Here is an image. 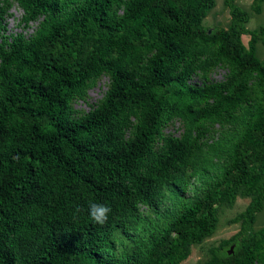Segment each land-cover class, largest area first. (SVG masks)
Listing matches in <instances>:
<instances>
[{"label": "trees", "instance_id": "obj_1", "mask_svg": "<svg viewBox=\"0 0 264 264\" xmlns=\"http://www.w3.org/2000/svg\"><path fill=\"white\" fill-rule=\"evenodd\" d=\"M14 1L25 26L39 23L28 37L6 35L12 0H0V264H181L240 194L250 197L233 218L240 228L205 264H264V226L253 229L264 209V26L247 47L252 12L226 0L229 26L209 31L215 0ZM251 7L261 13L264 0ZM219 65L225 79L209 82ZM103 74L104 96L80 112L74 101ZM196 74L202 84L190 82ZM175 119L183 131L166 133ZM231 121L241 133L221 187L186 204L143 251L132 240L133 252L118 253L146 224L140 204L155 211L166 191L188 196L209 126ZM89 201L111 207L106 224L90 220Z\"/></svg>", "mask_w": 264, "mask_h": 264}, {"label": "rangeland", "instance_id": "obj_2", "mask_svg": "<svg viewBox=\"0 0 264 264\" xmlns=\"http://www.w3.org/2000/svg\"><path fill=\"white\" fill-rule=\"evenodd\" d=\"M253 0H234L235 3L249 9L252 14L246 23V32L243 35V42L248 47L250 38V30H260L264 26V10L261 13L253 11L251 4ZM23 9L18 3L12 0V5L5 16V34L23 33L26 37L30 36L38 26L39 21H32L25 26L21 21ZM230 7L226 0H215V6L210 9L208 15L204 20V26L210 31L215 27H228L231 22ZM257 55L261 60H264V45L261 41L257 42ZM228 68L225 66L214 67L209 74V82H218L225 79ZM109 76L107 74L101 75L92 86H90L85 94V97L74 101V107L80 112H87L95 106L99 100L104 96L109 86ZM203 77L200 74L194 75L191 79L193 84H202ZM184 129V124L180 119L171 121L165 128L166 133H174L179 135ZM238 122L231 121L226 123H214L209 126V131L203 138V149L198 155V159L188 171H196L192 184L188 192V196L182 200L174 198L169 191L165 192L164 198L159 207L153 211L147 206L140 204V209L146 216V224H140L137 229L133 230L132 237L126 240V244L118 245V253H122V248L130 252L133 244L132 240L142 242L141 251L145 248V243L151 236H158L163 227L176 215L186 204L197 200L206 195L213 188H220L217 185V177L220 175L222 169L227 164L229 150L231 145L237 140L240 135ZM216 144L215 151L210 145ZM216 185V186H215ZM250 197L240 194L234 204L222 203L219 205L218 214L219 221L214 233L207 237L202 243L195 244L192 248L191 254L181 264H205L211 258V249L217 246L223 239H227L235 234L240 228V222L234 221L233 218L243 210H245ZM147 225V226H146ZM264 226V209L257 213L253 229L258 230ZM144 229V231H143ZM129 244V245H127ZM139 250V251H140ZM141 253V252H140ZM121 256V255H120Z\"/></svg>", "mask_w": 264, "mask_h": 264}, {"label": "clouds", "instance_id": "obj_3", "mask_svg": "<svg viewBox=\"0 0 264 264\" xmlns=\"http://www.w3.org/2000/svg\"><path fill=\"white\" fill-rule=\"evenodd\" d=\"M111 211V207L107 204L89 201L88 215L90 220L94 224H106L108 222L109 214L111 213Z\"/></svg>", "mask_w": 264, "mask_h": 264}]
</instances>
